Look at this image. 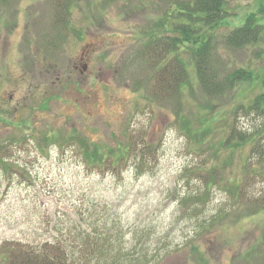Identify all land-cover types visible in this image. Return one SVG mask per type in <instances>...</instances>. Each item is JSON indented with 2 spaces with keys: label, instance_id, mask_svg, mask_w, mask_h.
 <instances>
[{
  "label": "rangeland",
  "instance_id": "374dc122",
  "mask_svg": "<svg viewBox=\"0 0 264 264\" xmlns=\"http://www.w3.org/2000/svg\"><path fill=\"white\" fill-rule=\"evenodd\" d=\"M172 1L0 0V243L107 238L129 253L121 264H264V152L250 154L255 141L264 151V117L233 114L263 90L264 38L221 42L258 0H226L214 35L220 75L244 66L259 80L206 97L203 112L198 93L185 90L181 111L157 100L137 54L171 35ZM43 58L61 83L29 76ZM231 124L251 138L224 145Z\"/></svg>",
  "mask_w": 264,
  "mask_h": 264
},
{
  "label": "trees",
  "instance_id": "16d2710c",
  "mask_svg": "<svg viewBox=\"0 0 264 264\" xmlns=\"http://www.w3.org/2000/svg\"><path fill=\"white\" fill-rule=\"evenodd\" d=\"M67 4L65 2V5L61 7L65 12ZM227 6L226 0H175L170 3L167 8L169 12L162 25L167 26L171 23V35H151L137 53L152 71L151 91L157 100L176 101L178 99L176 106L178 111H181L185 90L194 97L198 96V93L201 97L196 98V101L203 112L207 108L206 97L218 100L226 96L238 84L259 80L257 72L244 66L236 67L220 75L222 70H220L221 63L216 57L217 38L214 31L227 22L229 14ZM263 20L264 0H258L256 10L248 12L240 25L233 27L222 36L221 42L232 49L257 46L264 38ZM184 55L193 62L196 86L191 83L187 67L189 63L186 62ZM260 83L263 90L250 103L238 105L233 112L234 115L241 110L245 114H257L264 117V77L260 79ZM250 138V134L238 133L234 124H231L224 145H230L232 140L244 142ZM258 145L259 142L253 143L250 154L253 155L255 149V153L261 157L264 151ZM94 149L97 150V146H94ZM247 167L250 168V164ZM248 174L240 182L238 194L243 193L244 189L250 185L248 179L254 173ZM247 201L249 202V199ZM253 207L257 208V205ZM258 207H264V198ZM106 240L107 238L89 237V239L85 238L84 242L76 243L74 240L69 244L67 238L43 240L38 243L5 240L0 243V264H121L116 257L118 259L124 256L129 257V253L124 251L120 253L122 250L111 245L109 241L106 243ZM112 249L114 257L108 260L107 256ZM257 250L263 252L264 246L257 247ZM254 252L257 253L256 250ZM246 255L251 253L247 252ZM100 257H103L102 260L99 259ZM144 263L145 261L141 258H135L130 264Z\"/></svg>",
  "mask_w": 264,
  "mask_h": 264
},
{
  "label": "flooded vegetation",
  "instance_id": "af4514ba",
  "mask_svg": "<svg viewBox=\"0 0 264 264\" xmlns=\"http://www.w3.org/2000/svg\"><path fill=\"white\" fill-rule=\"evenodd\" d=\"M44 61L45 58L39 60L34 59L31 65V72L29 73V76L35 77L39 82L44 84H47L48 82H57L58 84L61 83L63 74H61L59 71L55 74L56 70L52 69V67L56 65H52L50 62L44 64Z\"/></svg>",
  "mask_w": 264,
  "mask_h": 264
}]
</instances>
